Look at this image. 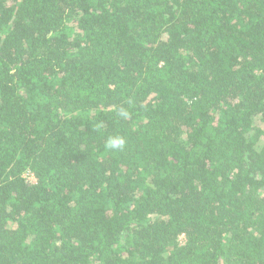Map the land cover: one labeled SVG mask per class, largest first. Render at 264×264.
<instances>
[{
	"label": "trees",
	"instance_id": "1",
	"mask_svg": "<svg viewBox=\"0 0 264 264\" xmlns=\"http://www.w3.org/2000/svg\"><path fill=\"white\" fill-rule=\"evenodd\" d=\"M0 264H264V0H0Z\"/></svg>",
	"mask_w": 264,
	"mask_h": 264
},
{
	"label": "clouds",
	"instance_id": "2",
	"mask_svg": "<svg viewBox=\"0 0 264 264\" xmlns=\"http://www.w3.org/2000/svg\"><path fill=\"white\" fill-rule=\"evenodd\" d=\"M122 116H127L126 112H121L120 113ZM126 140L124 137L115 135V136H110L107 140V147L110 150H122L125 147Z\"/></svg>",
	"mask_w": 264,
	"mask_h": 264
},
{
	"label": "rangeland",
	"instance_id": "3",
	"mask_svg": "<svg viewBox=\"0 0 264 264\" xmlns=\"http://www.w3.org/2000/svg\"><path fill=\"white\" fill-rule=\"evenodd\" d=\"M27 180L28 181H31V182H34L35 181V179L31 175L27 177ZM180 241H181V243L183 242V237L180 238Z\"/></svg>",
	"mask_w": 264,
	"mask_h": 264
}]
</instances>
